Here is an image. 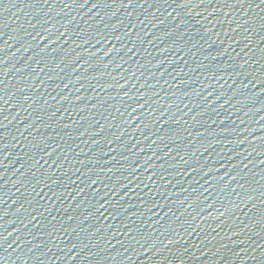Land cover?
<instances>
[{
    "label": "water",
    "instance_id": "1",
    "mask_svg": "<svg viewBox=\"0 0 264 264\" xmlns=\"http://www.w3.org/2000/svg\"><path fill=\"white\" fill-rule=\"evenodd\" d=\"M0 264H264V0H0Z\"/></svg>",
    "mask_w": 264,
    "mask_h": 264
}]
</instances>
